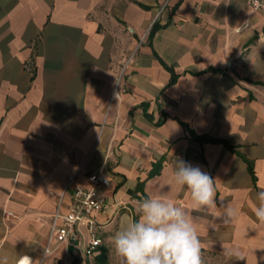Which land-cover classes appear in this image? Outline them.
Here are the masks:
<instances>
[{"label":"crops","instance_id":"crops-1","mask_svg":"<svg viewBox=\"0 0 264 264\" xmlns=\"http://www.w3.org/2000/svg\"><path fill=\"white\" fill-rule=\"evenodd\" d=\"M157 29L151 34L154 23ZM176 158L215 179L196 211ZM102 172L103 242L49 241L69 178ZM264 8L246 0H0V257L18 264H121L112 237L136 202L170 199L203 252L264 264ZM222 201V202H221ZM237 216L225 225L221 204ZM9 213H12L11 215ZM238 246L247 260L223 248ZM45 250L48 255L45 256Z\"/></svg>","mask_w":264,"mask_h":264},{"label":"clouds","instance_id":"clouds-1","mask_svg":"<svg viewBox=\"0 0 264 264\" xmlns=\"http://www.w3.org/2000/svg\"><path fill=\"white\" fill-rule=\"evenodd\" d=\"M172 179L190 193L194 210L211 211L218 207L215 179L199 166L176 158ZM257 200L254 215L264 225V189L257 193ZM221 207L223 211L213 218L227 225L237 216V209L230 203ZM136 212L137 218L128 221L112 237L121 264H205L204 245L185 209L170 199L146 197L136 202ZM223 253L232 261L247 260L238 246L223 248ZM25 262L35 264L28 255L19 258V264ZM0 264H8V258L0 257Z\"/></svg>","mask_w":264,"mask_h":264},{"label":"built area","instance_id":"built-area-1","mask_svg":"<svg viewBox=\"0 0 264 264\" xmlns=\"http://www.w3.org/2000/svg\"><path fill=\"white\" fill-rule=\"evenodd\" d=\"M246 3L253 10L264 8V0H246ZM88 180L90 186L84 187L75 183L74 177L69 178L71 202L66 213L58 210L53 214L49 241L80 245L84 243L86 233L87 253L94 254L103 242L104 224L99 221L98 214L108 204L102 187L109 184V178L102 172H93ZM17 263L19 264V260Z\"/></svg>","mask_w":264,"mask_h":264},{"label":"rangeland","instance_id":"rangeland-1","mask_svg":"<svg viewBox=\"0 0 264 264\" xmlns=\"http://www.w3.org/2000/svg\"><path fill=\"white\" fill-rule=\"evenodd\" d=\"M205 264H223L214 255L203 252ZM229 264V263H228Z\"/></svg>","mask_w":264,"mask_h":264},{"label":"trees","instance_id":"trees-1","mask_svg":"<svg viewBox=\"0 0 264 264\" xmlns=\"http://www.w3.org/2000/svg\"><path fill=\"white\" fill-rule=\"evenodd\" d=\"M158 24L155 22L151 28V34L157 29Z\"/></svg>","mask_w":264,"mask_h":264}]
</instances>
